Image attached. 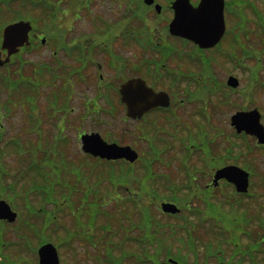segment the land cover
<instances>
[{"label": "rangeland", "instance_id": "374dc122", "mask_svg": "<svg viewBox=\"0 0 264 264\" xmlns=\"http://www.w3.org/2000/svg\"><path fill=\"white\" fill-rule=\"evenodd\" d=\"M8 1L14 3L12 7L15 8L6 10L8 5L4 4L5 0H0V25L2 22L30 19L35 22V29L42 31H39V35L43 32L52 33L57 29L59 33L67 36L78 34L96 36L103 33L99 26L112 22L115 27L126 28L134 19L122 15L126 6L125 0H90L89 9L81 7L80 11L76 10L77 7L88 0H68L71 4L69 7L66 5L67 0L62 6H59L58 1L39 0L40 3L50 4L51 14L58 15L56 24L50 25L53 24L47 21L50 15L42 5H33L28 0ZM236 2V7L242 9V0ZM259 12L264 13V10ZM78 14L81 15L80 19H76ZM241 18H237L236 21L240 23ZM162 22L161 20L158 24L159 28ZM255 22L254 13L248 8L244 22L239 24L242 45L233 47L237 58L229 57L231 52L220 53L222 57L214 58L217 81L206 80L207 89L199 90L201 95L199 105L185 101L192 104L180 111V114H183V123H180V120L174 122L176 130L171 134L160 132L158 135L160 143H157L156 151L152 153L148 149H143L144 153L139 155V159L133 165L130 164L132 170L129 175L126 173L130 167L119 162L87 157L71 142L64 147L61 144L54 145L56 154H52L46 147L47 137L39 131L40 126H44L45 123L42 121L39 126V121L35 117V103L30 102L27 112L22 109L19 102L15 103V107L12 106L14 112L7 115L9 117L6 121L1 122L6 132L0 137V200L8 202L18 217L12 223L0 220V264H36L35 253L40 240L51 242L58 248L60 264H137L135 260L137 256L132 254L139 252L149 264L163 261L168 252L172 255L180 252L192 260L193 254L189 252L192 248L187 246V236L184 233L188 229L192 230L195 238L199 264L205 263L201 258L206 253L208 243L211 246L207 248V253L212 255L223 249L224 260L228 264H264V177L261 175L264 168L261 165L264 163V151L252 147L248 141L235 133L230 125V116L244 107L258 106L264 114L262 88L253 87L255 101L248 103L251 101L252 85L255 81L258 82L257 76L261 81L264 78V18L258 22V28ZM149 24H152V21H149ZM173 44L178 52H182L181 48L184 47H188L189 52L195 50L180 40H173ZM232 45L233 42L225 48L231 51ZM243 49H253L254 56H242ZM44 50L24 51L21 52V57L28 60L27 62L29 59L37 60L47 56ZM125 50H132L131 45ZM193 53L199 54L196 50ZM19 57L20 55L16 57V68ZM183 62L184 64L175 61L174 64L188 70L186 66L189 65L186 62H189V58L186 57ZM211 66L209 64L206 67L210 69ZM252 66L254 67L250 75L248 69ZM258 66L262 67L259 71ZM40 73L35 74L29 65H24L21 70L22 77L27 80L34 77L41 79L45 84L46 80L42 78V72ZM229 75L238 78L237 89L223 88L224 90L219 93L209 87L219 83H224L226 87ZM185 76L187 78L181 79L179 83L182 84L178 85L185 93L181 92L182 95L197 90V86L203 82V73L200 70L189 71ZM185 80L187 83L191 81V85L186 86ZM53 86L54 89L57 88V85ZM16 88L21 89L23 86L17 83ZM45 90L49 93L48 89ZM45 90L42 89V95L36 101L38 109L42 112L45 108L43 104ZM0 92V95L5 93L1 87ZM26 92L25 90L24 93ZM75 103L74 100L72 105ZM2 115L0 112V121ZM77 120L79 121L72 115L68 118L67 125L78 126ZM112 122L110 127L100 128L101 134L121 137L120 119L113 118ZM168 125L167 119H160V129ZM32 128L40 136L31 132ZM86 128L91 129L94 126L88 122ZM168 128H172V125ZM187 128L189 148H185L181 141L186 137ZM16 140L20 143L16 144ZM21 144L26 146L23 153L19 149L22 147ZM42 145L47 154H52V162L47 160L36 162L27 154L33 149L37 159L42 160ZM142 146L144 148V143ZM146 161L150 168L145 167ZM37 163L45 168L41 173L34 170L36 168L33 165ZM222 163L250 165L246 164L254 172L247 194L250 196H237L233 192L234 188L227 184L213 189L204 187L205 183L202 180L214 171L215 166ZM204 169L208 171L203 173ZM151 172L153 176L149 174ZM190 175L193 177L197 175L196 183L189 181ZM34 182L39 183V186L34 185ZM126 184L130 187V194H126L129 188L123 187ZM43 190L47 191L46 198L40 193ZM153 190L159 196L156 200L152 199L155 194L150 193ZM164 195H173L176 201L180 199L177 203L180 209L181 201L189 200L190 211L184 210V215L178 217L163 214L159 209L158 199ZM83 199H86V202ZM131 200L137 201L138 210L144 207L143 201L151 202L147 206L151 209V216L164 230L158 238L159 242L153 240V243H144L142 251L135 242V239L143 236L136 227L142 214L141 210L134 208ZM199 210L203 211L204 216L210 215L215 218L214 227L210 226L211 221L200 224ZM184 223L187 224L183 226ZM177 225H182V229L175 235L172 230L176 229ZM123 253L126 254L124 258L121 256ZM211 260L214 263V259H208V262Z\"/></svg>", "mask_w": 264, "mask_h": 264}, {"label": "flooded vegetation", "instance_id": "af4514ba", "mask_svg": "<svg viewBox=\"0 0 264 264\" xmlns=\"http://www.w3.org/2000/svg\"><path fill=\"white\" fill-rule=\"evenodd\" d=\"M53 1H58L59 6H62L66 0ZM125 1L126 6L122 15L127 18H134L126 25V28L115 27L111 22L109 25L99 26L100 31L103 33L96 36L83 34L67 36L57 33V29L52 33H41L40 35L38 34L39 30L35 28L30 32L29 44L26 45L27 47L24 51H43L46 49L44 51L47 54V56L37 60L29 59V62L25 60V65H29L31 71L40 70L46 80L43 88L44 90L45 88L48 89L49 93L45 90L46 94H44L43 100L45 108L41 116L45 125H42L41 129L44 137L46 136L48 139L46 147L52 151V154H56L53 146L58 144L63 146L65 138L80 150L78 145L81 135L90 133H98L108 143L129 146L138 154L144 153L143 149L154 152L157 143H160L159 133L171 134L172 131L176 130L174 122L180 120V123H183V114H180V111H183L187 105L190 106L192 104L186 102H193L194 105L200 104L201 95L199 90L208 87L207 83L205 85L206 81L197 86V90L188 91L186 95L181 94L183 91L179 87L182 84L179 82L187 78L185 76L187 71H184L180 65L174 64L178 57V51L173 44V40H182V38L173 36L168 32V23L173 16L171 7L174 0H154L151 3H145L144 0ZM189 2L191 5L196 6L199 0H189ZM89 3L90 0L83 2L76 10L80 11L81 7H89L91 5ZM4 4H7L10 9L15 8V6L12 7L14 3H10L8 0H5ZM156 4L160 5L159 10L156 8ZM236 4V0H233L232 7H227L228 2L225 3L226 31L220 40L219 46L227 40L234 41L239 34L240 27L237 25L239 22L236 19L239 18L240 8L236 7ZM36 5H42L44 10L48 11L47 13H49V18L51 19L47 18V21L53 23L51 25H55L56 21H58L56 19L58 15L51 14L52 6L45 2L36 3ZM66 5L68 7L71 5L68 0ZM80 17L81 15L78 14L76 19H80ZM161 20L163 22L159 28L158 24H160ZM104 21L108 22L105 19ZM149 21H152V24H149ZM114 30L117 32H114ZM129 30L130 33H128ZM130 45L132 50H125ZM22 49L15 55H9L6 50L2 49L0 37V87L2 92H5L0 95V112L3 114L0 121V131L3 133L6 130L1 122L6 121L9 117L7 115L14 112L12 106L15 107L16 103V57L23 51ZM203 70H207V68ZM180 72L185 74L182 75ZM135 78L142 79L155 92H166L169 97V105L151 107L139 117L128 115L127 103L121 97L120 87L125 81ZM185 84L186 86L191 85L187 81ZM53 85H57V88L55 87L54 89ZM209 87L219 93L224 90L221 83L212 84ZM74 100L76 103L72 105ZM72 115L79 119V121L77 120L78 126L76 124L74 126L71 124L67 125V120ZM117 117L121 121V137L117 138L112 137L111 134H101L100 128L110 127L112 125L110 123H113V118ZM160 119H167L172 128H168V125L160 129ZM88 122L94 128L87 129L86 124ZM65 131H68V133H65ZM181 141L186 148L188 128L185 139H181ZM141 142L144 143V148ZM251 143L264 151V145L257 144L253 137H251ZM246 164L240 163V165H236L248 171L251 181L253 173ZM224 165L215 166L214 171L202 180L206 189L228 185L224 179L219 180L216 185L212 182L215 171ZM261 165L264 166V163ZM206 171L208 170L204 169L203 173ZM261 175L264 176V168ZM191 176L193 177V175ZM196 177L189 181L196 183ZM160 199V202L166 201L177 204L173 195H164ZM204 218L208 220L212 217L207 215ZM103 245L105 246V244ZM137 245L140 248L139 250L142 251L144 243H137ZM187 246L191 248L189 244ZM193 247L189 249V252L193 254L192 260L178 252L175 257H171L177 261L175 264H199L197 251L194 245ZM223 254L222 251H219L210 255L207 253L206 248V253L201 259L205 261L203 264H217L225 261ZM136 256L137 264L144 263L140 252ZM208 259H214V263H212V260L208 262Z\"/></svg>", "mask_w": 264, "mask_h": 264}, {"label": "water", "instance_id": "95a60500", "mask_svg": "<svg viewBox=\"0 0 264 264\" xmlns=\"http://www.w3.org/2000/svg\"><path fill=\"white\" fill-rule=\"evenodd\" d=\"M174 9L175 17L170 24V32L172 34L190 38L202 47H209L218 42L224 29L222 0H202L195 9L188 3L185 4L183 0H176ZM30 28V23L24 21L7 26L3 32V48L8 49L9 52H13L15 48L22 46L27 41ZM228 83L236 86L238 82L236 79L230 78ZM121 94L128 104L129 113L132 115H140L151 106L166 99V96L163 94H156L154 97L150 95L153 92L146 89L144 83L140 80L125 82L121 87ZM259 117L256 110L237 112L231 117V125L238 132L244 130L248 133H255L260 137L261 141H264V131L259 125ZM81 140L82 148L85 152L100 158L107 160L124 158L130 162L135 161L137 158V154L129 147L107 144L98 134L83 135ZM221 178H225L233 183L238 192L247 191L248 174L243 170L234 166L224 167L216 172L214 181ZM161 207L165 212L176 213L179 211L176 205L171 203H162ZM15 218L16 213L10 209L9 205L5 201H0V219L12 222ZM38 257V264H58L59 262L56 248L51 243L39 247Z\"/></svg>", "mask_w": 264, "mask_h": 264}, {"label": "trees", "instance_id": "16d2710c", "mask_svg": "<svg viewBox=\"0 0 264 264\" xmlns=\"http://www.w3.org/2000/svg\"><path fill=\"white\" fill-rule=\"evenodd\" d=\"M31 88V87H30ZM29 88H23V89H18V91H16L17 94V101H23V103L26 102L27 99H30L33 103H35V100L40 96V92L41 89L37 86H35L33 84L32 88L30 89L31 93L27 90ZM27 91L26 93H24V91ZM35 110V117L36 119L39 121L40 117H39V112L37 110V106L35 105L34 107ZM34 116V114H33ZM33 155V154H32ZM34 170L38 171L39 173H41V166L39 167L37 164L33 165ZM34 185L39 186V183L34 182ZM38 189H40V187H38ZM40 193L43 195L44 198H46L47 196V191H40ZM150 203L148 202H144V208H143V241L144 243H153L152 241L157 240L158 238H160V236L162 235V230L163 226L160 225L157 221H154L152 216H151V209H148V205ZM182 225H179V228H181ZM172 232L176 235L177 232H179L178 228L177 229H173ZM164 234V233H163ZM147 252V251H146Z\"/></svg>", "mask_w": 264, "mask_h": 264}]
</instances>
